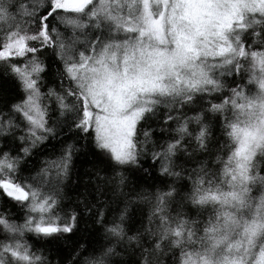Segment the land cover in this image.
<instances>
[{"label": "snow or ice", "instance_id": "obj_1", "mask_svg": "<svg viewBox=\"0 0 264 264\" xmlns=\"http://www.w3.org/2000/svg\"><path fill=\"white\" fill-rule=\"evenodd\" d=\"M0 264H264V0H0Z\"/></svg>", "mask_w": 264, "mask_h": 264}]
</instances>
